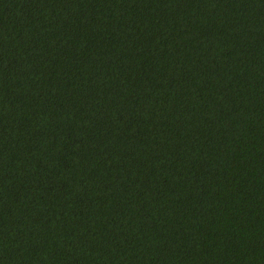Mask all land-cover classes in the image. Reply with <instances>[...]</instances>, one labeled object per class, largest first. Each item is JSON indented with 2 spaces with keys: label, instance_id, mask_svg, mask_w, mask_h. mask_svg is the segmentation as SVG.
Listing matches in <instances>:
<instances>
[{
  "label": "trees",
  "instance_id": "trees-1",
  "mask_svg": "<svg viewBox=\"0 0 264 264\" xmlns=\"http://www.w3.org/2000/svg\"><path fill=\"white\" fill-rule=\"evenodd\" d=\"M0 264H264V0H0Z\"/></svg>",
  "mask_w": 264,
  "mask_h": 264
}]
</instances>
